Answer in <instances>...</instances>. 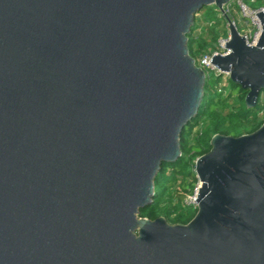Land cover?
<instances>
[{
    "label": "water",
    "instance_id": "obj_1",
    "mask_svg": "<svg viewBox=\"0 0 264 264\" xmlns=\"http://www.w3.org/2000/svg\"><path fill=\"white\" fill-rule=\"evenodd\" d=\"M231 0H0V264H264V122L195 160L186 224L138 216L203 97L187 34ZM210 64L264 89V10Z\"/></svg>",
    "mask_w": 264,
    "mask_h": 264
},
{
    "label": "trees",
    "instance_id": "obj_2",
    "mask_svg": "<svg viewBox=\"0 0 264 264\" xmlns=\"http://www.w3.org/2000/svg\"><path fill=\"white\" fill-rule=\"evenodd\" d=\"M248 6H264V0H243ZM224 6H203L196 12L187 34L188 54L199 64L203 55L222 52L217 40L228 36L226 16L246 24L235 0ZM201 12V15H200ZM238 30V29H237ZM203 97L194 117L182 128L179 136L180 156L163 162L154 178V194L149 205L139 208L138 216L155 219L163 216L170 224H186L196 213V206L185 202L198 184L195 160L210 149V138L216 134L239 136L256 130L264 122V89L254 107L245 104L246 89L233 83L228 75L203 67Z\"/></svg>",
    "mask_w": 264,
    "mask_h": 264
},
{
    "label": "built area",
    "instance_id": "obj_3",
    "mask_svg": "<svg viewBox=\"0 0 264 264\" xmlns=\"http://www.w3.org/2000/svg\"><path fill=\"white\" fill-rule=\"evenodd\" d=\"M236 4L238 5L239 8V13L246 18V25L247 28L244 29L242 32H239L245 42L248 45H254L260 35L261 32V25L259 23V20L257 17L254 16V14H257V12L259 10H264V6L258 7V8H252L250 6H248V4H246L243 0H235ZM228 39L227 37H220L217 40L218 46L223 50L222 52H214L211 55H203L200 59H199V64L198 66H200L202 69L203 67H208L210 69H214L215 67H213L209 62L211 60V56L213 54L216 53H225L227 50L224 47V43H226ZM198 186V185H197ZM194 188L193 194L191 195H187L185 198V202L188 204H192L195 205L194 203L195 199H196V194H197V190L198 187Z\"/></svg>",
    "mask_w": 264,
    "mask_h": 264
},
{
    "label": "rangeland",
    "instance_id": "obj_4",
    "mask_svg": "<svg viewBox=\"0 0 264 264\" xmlns=\"http://www.w3.org/2000/svg\"><path fill=\"white\" fill-rule=\"evenodd\" d=\"M225 6V10L227 11V9H226V5H224ZM240 14V13H239ZM200 15H201V12H200ZM240 16H242L241 14H240ZM227 25V24H226ZM247 28V25L245 24V23H243V22H241V21H237V29H238V31L239 32H242L244 29H246ZM214 70H215V72L216 73H220L216 68H214ZM223 75H227L226 73H223ZM198 184H199V181H198ZM197 184V185H198ZM196 185V186H197ZM198 187V186H197Z\"/></svg>",
    "mask_w": 264,
    "mask_h": 264
}]
</instances>
